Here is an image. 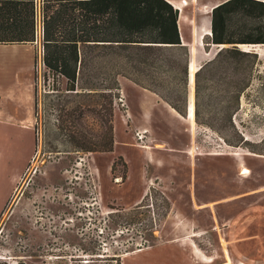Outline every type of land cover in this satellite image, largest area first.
I'll list each match as a JSON object with an SVG mask.
<instances>
[{
  "label": "rangeland",
  "instance_id": "1",
  "mask_svg": "<svg viewBox=\"0 0 264 264\" xmlns=\"http://www.w3.org/2000/svg\"><path fill=\"white\" fill-rule=\"evenodd\" d=\"M206 2L188 0L180 22L181 30L190 24L188 41L204 34L201 65L217 51L204 43ZM41 39L32 44L35 149L22 171L0 158V264H129L161 245L162 264H264V44L240 45L259 62L234 126L223 111L234 103L232 87L210 74L199 104L215 128L175 113L153 93L143 100L120 86L113 150L85 151L72 137L80 130L101 139L106 125L87 107L102 110L104 100L56 81L43 65Z\"/></svg>",
  "mask_w": 264,
  "mask_h": 264
},
{
  "label": "trees",
  "instance_id": "2",
  "mask_svg": "<svg viewBox=\"0 0 264 264\" xmlns=\"http://www.w3.org/2000/svg\"><path fill=\"white\" fill-rule=\"evenodd\" d=\"M41 1L42 62L46 70L56 81L63 80L68 92L104 100V111L87 107L106 125L101 139L94 140L79 130L80 136L72 137L77 147L113 150L112 106L120 87L119 76L156 93L180 115H187L190 51L181 40L178 9L169 1ZM0 3L13 9L9 20H0V43L33 44L38 32L35 0ZM204 43L206 48L216 46L219 50L195 73V120L215 128L212 121L201 117L199 104L203 78L210 74L232 87L234 103L224 106L223 111L234 126L232 115L238 111L259 62L257 52L240 45L264 44V0H226L216 5L211 11V34L204 37ZM76 111L84 114L82 107ZM239 143L246 144L247 140L241 138ZM116 164L112 165L113 172Z\"/></svg>",
  "mask_w": 264,
  "mask_h": 264
},
{
  "label": "crops",
  "instance_id": "3",
  "mask_svg": "<svg viewBox=\"0 0 264 264\" xmlns=\"http://www.w3.org/2000/svg\"><path fill=\"white\" fill-rule=\"evenodd\" d=\"M167 1L178 9L179 16L178 4H182V0ZM224 1L226 0H207L202 5V8L204 5L216 6ZM41 4V0H35L36 23L40 31L37 37L42 38ZM12 10L0 3V20H9V14L13 12ZM178 23L182 43L188 46L190 55H192V49L194 52L197 41L194 36L188 41L190 24L186 22L183 24L181 30L180 18ZM201 31L202 29L198 32ZM203 36L204 34L199 38L200 44L202 43ZM33 47L31 43H0V158L3 156V158H7L9 163H19L20 171L23 170L25 164L30 160L31 153L35 149L36 81L35 50ZM198 47L199 45H197L196 53L197 63H199ZM14 48L15 50H19L22 55L16 52H10ZM1 53L5 55H1ZM118 79L122 88L131 86L130 88L139 90V93L141 92L142 95L141 99L143 100V97L147 94L146 92L153 93L160 99L156 93L139 86L126 77L119 76ZM162 102L165 101L162 100ZM168 106L172 108L169 104ZM13 163L11 164L13 165ZM165 253L166 251L161 245L136 259H132V261H129V264H162V261L166 260Z\"/></svg>",
  "mask_w": 264,
  "mask_h": 264
},
{
  "label": "bare ground",
  "instance_id": "4",
  "mask_svg": "<svg viewBox=\"0 0 264 264\" xmlns=\"http://www.w3.org/2000/svg\"><path fill=\"white\" fill-rule=\"evenodd\" d=\"M186 5H188V1L187 0H182V4H178V8H179L178 21H179V18H180V22H181V18H183V16H184ZM212 7H213V5H212ZM211 8L208 9V10H206L207 12H205V13H208L209 14V22H206V24L209 23L208 24V28H210V20H211L210 14H211V11H212ZM180 13H181V15H180ZM178 25H179V23H178ZM204 32L205 33L208 32V33L211 34L210 30H204ZM198 36L199 37L197 39V45L200 46V39L199 38L202 36V33H199ZM201 42H203V41H201ZM197 45H196V53H197ZM256 50L259 51V48H256ZM196 53L194 54L193 53V49H192V61H191V64H190V72H191V77H192V79L190 81V85L191 86L194 83V74H195V71L198 70V66H199V63H197V61H196ZM1 55H5V54L4 53L3 54L1 53ZM190 101H191V103H190V108L188 109V113H189L188 117L193 120L195 118V108H194L193 100H190ZM171 110L178 114V112L174 108H171ZM213 261H214L213 259H208L207 260V262H213Z\"/></svg>",
  "mask_w": 264,
  "mask_h": 264
},
{
  "label": "water",
  "instance_id": "5",
  "mask_svg": "<svg viewBox=\"0 0 264 264\" xmlns=\"http://www.w3.org/2000/svg\"><path fill=\"white\" fill-rule=\"evenodd\" d=\"M210 32H211V28H210ZM219 49H217V51H218ZM217 51H215V53L217 52ZM256 52V51H255ZM191 61H192V55H190V60H189V87H190V81H191V79H192V77H191V72H190V64H191ZM201 67V65H199L198 66V69ZM195 73H196V71H195ZM194 88H195V74H194V86H193ZM189 96H190V94H189ZM190 108V98H189V104H188V109Z\"/></svg>",
  "mask_w": 264,
  "mask_h": 264
},
{
  "label": "built area",
  "instance_id": "6",
  "mask_svg": "<svg viewBox=\"0 0 264 264\" xmlns=\"http://www.w3.org/2000/svg\"><path fill=\"white\" fill-rule=\"evenodd\" d=\"M139 134V133H138ZM139 138H141V135H139Z\"/></svg>",
  "mask_w": 264,
  "mask_h": 264
}]
</instances>
